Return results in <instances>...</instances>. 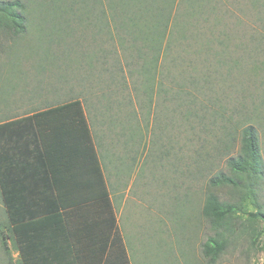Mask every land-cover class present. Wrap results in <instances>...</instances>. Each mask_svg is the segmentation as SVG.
I'll list each match as a JSON object with an SVG mask.
<instances>
[{"label": "rangeland", "instance_id": "obj_1", "mask_svg": "<svg viewBox=\"0 0 264 264\" xmlns=\"http://www.w3.org/2000/svg\"><path fill=\"white\" fill-rule=\"evenodd\" d=\"M20 1L26 30L0 27V123L82 101L132 264H264V219L251 217L259 206L210 182L230 173L253 125L264 210V28L245 25L264 23V0ZM165 17L176 36L151 80L152 57L133 34L158 31ZM209 192L241 205L229 226L203 215ZM5 210L0 195L4 234ZM216 232L227 243L212 263L202 248ZM9 244L11 255L0 234V264H19Z\"/></svg>", "mask_w": 264, "mask_h": 264}, {"label": "trees", "instance_id": "obj_2", "mask_svg": "<svg viewBox=\"0 0 264 264\" xmlns=\"http://www.w3.org/2000/svg\"><path fill=\"white\" fill-rule=\"evenodd\" d=\"M158 24V31L133 34L135 41L145 44V51L139 52L152 57H146L143 67L149 79L165 43L176 36L169 33L168 18ZM245 25L264 28L257 20ZM0 27L13 34L26 30L20 0L0 1ZM119 41L126 44L122 37ZM227 164L230 173L218 172L211 184L240 187L259 206L251 213L252 221L264 219L258 202L263 158L253 125L243 128L240 153ZM0 195L7 214V232L0 229L1 244L4 253L11 255V242L19 264H132L80 99L0 123ZM240 211V204L222 200L215 192L208 193L202 208L214 227L229 226ZM226 243L227 238L216 232L203 243L204 256L215 262Z\"/></svg>", "mask_w": 264, "mask_h": 264}, {"label": "crops", "instance_id": "obj_3", "mask_svg": "<svg viewBox=\"0 0 264 264\" xmlns=\"http://www.w3.org/2000/svg\"><path fill=\"white\" fill-rule=\"evenodd\" d=\"M92 131V130H91ZM93 139H94V137H93ZM97 151V150H96Z\"/></svg>", "mask_w": 264, "mask_h": 264}]
</instances>
